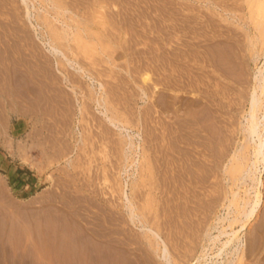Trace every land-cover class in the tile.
Here are the masks:
<instances>
[{"label": "rangeland", "instance_id": "374dc122", "mask_svg": "<svg viewBox=\"0 0 264 264\" xmlns=\"http://www.w3.org/2000/svg\"><path fill=\"white\" fill-rule=\"evenodd\" d=\"M26 1L31 20L26 17L23 0H0V264H111L110 258L117 254L114 264L119 258L121 264L126 260L135 264L144 258L151 264H163L145 239L139 219L129 220L126 196L135 202V207L140 206L136 213L161 234L173 259L180 262L182 244L193 249L199 243L200 233H194L196 226L225 216L222 194L229 193L231 181L223 168L230 165L231 153L237 155L247 145L242 129L243 116L249 110L246 93L263 60L256 65L250 56L247 34H254V24L246 1ZM55 5L61 10H56ZM47 19L55 28L69 25L64 29L69 32L70 41L56 43L72 64L50 53L48 40L52 34ZM78 33L84 39H77ZM232 50L241 55L236 56ZM226 52L232 57H226ZM214 56H221L220 63L215 62ZM76 65L82 66L87 75L93 74V81L82 77L74 69ZM236 67L240 73L234 71ZM230 72L233 74L229 78ZM173 75H178L180 86L187 79L189 88H173ZM145 76L149 81L143 84ZM98 83L104 86L111 114L123 123L126 133H119L117 126L121 123H107L96 110L93 97L99 91ZM218 85L226 88L219 89ZM229 86L233 90L227 89ZM206 88L216 96L213 106L208 107L211 111L206 109L203 97ZM176 96L200 99L203 106L199 107L205 105V111H199V107L192 110L194 114L200 112V116L207 114V123L204 124L203 116L201 124L204 130L196 134L198 138L192 137L198 146L194 142L191 146L181 143L178 154L170 148L172 112L177 107L172 100ZM219 101L225 108L218 107ZM129 140L131 146L126 145ZM187 172L189 175L185 176ZM202 176L207 181L200 184ZM256 176L264 182L262 165ZM121 185H125L124 194ZM238 187L234 191L242 198L253 199L255 183L250 178L245 177ZM260 191L263 204L257 220L241 234L251 245L257 234L261 233L264 240V188L260 187ZM211 199H217V204L209 203ZM199 200L207 202L203 209ZM215 205L217 208H210ZM79 235L85 238L80 239ZM107 252L114 253L106 258ZM119 255L126 256V260Z\"/></svg>", "mask_w": 264, "mask_h": 264}, {"label": "bare ground", "instance_id": "6f19581e", "mask_svg": "<svg viewBox=\"0 0 264 264\" xmlns=\"http://www.w3.org/2000/svg\"><path fill=\"white\" fill-rule=\"evenodd\" d=\"M24 1V4L26 5V12L25 14H27V18H29V20H31V11H30V7L27 3L26 0H23ZM246 1V4H247V8H248V12H249V18L251 20V22L254 24V34H252V36L250 34H247V39H248V49H249V52H250V56H251V59L253 60V62L257 65V61H260V60H263L262 65H259V67L257 66L256 68V71L252 77V79L250 80V83L248 84L250 87H249V92L246 93L247 96V100H248V103H249V110L246 114V116L244 115L243 117L245 118V124L244 127L242 128L243 129V134H244V142L247 143L246 146L243 147V149L240 151L238 148L237 150H239L240 152H238V154L234 155L231 153L232 156L228 157V158H232L231 162H230V165L228 167H224L223 165V171L225 172V174H227V177L229 178V180L231 181V186L229 188V193L225 192L223 193V199L225 201V203H221L222 204V209H225L227 212L225 214V216H216L213 220V222L209 223L208 221L206 222H203L202 220V223H199L196 227H197V232H194V233H200L198 234V239L199 243H195L194 246H193V249L187 245V244H182L184 245V252L181 254L182 256V259L180 262H177L176 260L173 259L172 257V253H170L169 251V248L167 246V241L162 239L161 237V234L158 232V231H155L153 229V227H150L148 226L146 222V220H142V217L140 214L136 213V207H140V206H134V203L132 202L131 199H129L126 195V201H127V204H126V208L128 210V217H129V220L130 221H134L135 219H139V223H141V229L143 231L146 232V236L145 239L148 240V244L151 248H153L157 253H158V257H160V259L162 260L163 264H261V262L264 263V255H263V248H264V240H263V237L259 234H257V236L255 237V240H252L254 242V245H251L250 244V241H248L247 239L246 240H243V237H241V234L242 232H245L247 231V229L250 227V225L252 224L253 221H255V219L257 218V215H258V212H259V209L262 207V204H263V198H262V192L260 191V187H263L264 188V182L262 181L261 178H259V176H256V173L259 172V168H260V165H262L264 167V0H245ZM238 5V4H237ZM235 6V5H234ZM238 7H241V6H238ZM55 8L56 10H61V6L59 5H55ZM228 8V7H227ZM235 8V7H234ZM237 8V6H236ZM235 8V9H236ZM234 9V11H235ZM241 9V8H240ZM226 10V8H225ZM230 10V8H229ZM237 10V9H236ZM242 10V9H241ZM67 10H63V12H65ZM232 11V9H231ZM230 11V12H231ZM59 12V11H58ZM242 12V11H241ZM241 15V14H240ZM240 15L238 16V19H240ZM233 18V17H232ZM52 19V18H51ZM50 19V20H51ZM242 19V18H241ZM48 20V19H47ZM48 20V26H50L51 28V34H52V37L48 40V47H49V50H50V53L53 55V56H56V57H59L61 56L62 58H64V60H66L68 63H73V61L69 60L66 56V54L63 52V50H61V48L57 45L56 43V40H61L62 41H66V42H69L70 39L68 38L69 36V32L66 31L65 29L66 28H69V25L66 24V26H64V28H55L54 27V23L52 24V20L50 21ZM250 22V21H249ZM56 25V24H55ZM236 25V24H235ZM57 26V25H56ZM80 31H85L84 29H79ZM230 30V29H229ZM234 30V29H233ZM232 31V30H231ZM231 31L229 32V34L231 33ZM235 32V31H233ZM228 33V32H227ZM248 33V32H247ZM50 34V33H49ZM236 35V33H234ZM233 34V35H234ZM241 35V34H240ZM246 34H244V37H245ZM227 36V35H226ZM228 37V36H227ZM77 39H84V36L82 34H79L78 33V37ZM86 39V37H85ZM233 39V38H231ZM44 40V39H43ZM102 40V39H101ZM229 40V39H228ZM72 41V40H71ZM242 41V40H241ZM58 42V41H57ZM228 41H226L227 43ZM230 42V41H229ZM234 45L236 46L235 42H233ZM67 44V43H66ZM81 44V43H80ZM64 45V44H63ZM85 46H87L86 44H84ZM65 46V45H64ZM232 46V45H231ZM73 48V47H72ZM75 49V48H74ZM236 50L238 48H235ZM241 49V48H240ZM228 50H229V47H228ZM227 51V50H226ZM233 51V50H232ZM232 51L230 52V54L232 53ZM239 51V50H238ZM234 54L235 51H233ZM232 53V54H233ZM242 53V52H241ZM225 54V53H224ZM228 52H226V57L230 54H228ZM244 54V53H243ZM175 55V54H174ZM238 55H241L239 53L236 54V56ZM179 56V55H178ZM177 56V57H178ZM221 56H223V58L221 59H224V55L222 54ZM220 56V57H221ZM232 57V55H230ZM235 56V55H234ZM174 57V56H173ZM176 57V56H175ZM207 57H208V54H207ZM211 57H213V55H211ZM220 57H217L214 56L213 59H215V62L216 60L218 61V58ZM231 57H228L229 59H231ZM108 58V57H107ZM235 58L237 57H233V60H235ZM240 58V57H239ZM244 58V57H243ZM242 56H241V59H243ZM206 59V58H205ZM209 59V57H208ZM212 59V58H210ZM212 59V60H213ZM175 60V58H174ZM178 60V59H176ZM228 60V59H226ZM237 61L240 59H236ZM244 60V59H243ZM242 60V61H243ZM65 61V62H66ZM173 61V60H172ZM211 61V60H210ZM231 62V60H229ZM220 63V61H218ZM223 62V60L221 61ZM236 62V61H234ZM173 63L175 64L176 66V63L175 61H173ZM178 63V62H177ZM211 63V62H210ZM209 63V64H210ZM213 63V62H212ZM217 63V62H216ZM225 63H227L225 61ZM238 63V62H237ZM214 64V63H213ZM224 64V62H223ZM240 64V62H239ZM239 64H237L239 66ZM243 64V63H242ZM211 65V64H210ZM217 65V64H216ZM214 65L217 68V66ZM226 65V64H225ZM224 65V67H225ZM228 65H230L228 63ZM77 66V65H76ZM174 66V65H173ZM178 66V65H177ZM212 66V65H211ZM213 66V67H214ZM220 66V65H219ZM234 66V65H233ZM232 66V68H234ZM227 67V65H226ZM231 67V66H230ZM242 67L241 68V72H242V69L244 70V65L243 66H240ZM244 67V68H243ZM74 68V67H73ZM178 68V67H177ZM228 68V67H227ZM238 67H236L235 70H237ZM77 72L81 73L82 77H86L88 78L89 82L90 81H93V77L92 75H87L86 74V70L83 69L82 66H77L76 68H74ZM215 69V70H216ZM220 69V68H219ZM218 69V70H219ZM222 69V68H221ZM220 69V70H221ZM225 69V68H223ZM229 69V68H228ZM177 70V69H174V71ZM238 70L240 71V68H238ZM236 71V72H239V71ZM75 71V72H76ZM233 71V69H232ZM233 71V72H234ZM90 72V71H89ZM220 72V71H219ZM223 72V70L221 71ZM229 72V71H228ZM233 72H230V77H232V74ZM224 73H227V72H224ZM240 73V72H239ZM244 73V72H243ZM246 73V71H245ZM176 74H179L178 72H176ZM227 74V75H229ZM225 77L226 75L223 74ZM238 75V74H237ZM241 75V74H240ZM244 75V74H242ZM94 76V75H93ZM178 76V75H177ZM176 75H173L172 78H171V84H173V88H179V89H182V90H186L188 85L189 84H186V80H183L181 83H182V86H180V80H178L179 77H177ZM209 76V75H208ZM207 76V77H208ZM185 77V76H184ZM211 77V76H210ZM220 77H222L220 75ZM238 77V76H237ZM236 77V78H237ZM188 78V76H187ZM224 78V77H223ZM234 78V77H233ZM236 78L234 80H236ZM64 79V78H63ZM69 79V78H68ZM98 79V78H97ZM210 80V78H208ZM225 79V78H224ZM232 80V79H230ZM233 80V81H234ZM238 80V79H237ZM149 81V77L148 76H145V77H142V83L145 84ZM186 81V82H185ZM190 81V79H189ZM192 81V80H191ZM190 81V84L191 85H194L192 84ZM219 81V80H218ZM242 81V80H241ZM241 81H238L237 84H239V82L241 83ZM184 82V83H183ZM236 82V81H235ZM194 83V82H193ZM221 83V82H220ZM244 83V82H243ZM242 83V84H243ZM245 83H247L245 81ZM93 84V82H92ZM91 84V86H93ZM219 84V82H218ZM223 84V83H222ZM196 85V84H195ZM207 85H209L207 83ZM220 85V84H219ZM218 85V86H219ZM225 85V83H224ZM224 85H221L219 86V89H223L222 86ZM227 86V84L225 85ZM224 86V87H225ZM104 86L102 85V83H98V88H99V91H96L95 93V97L94 98V103L95 105L97 106V109L98 110V113L103 117V119L107 122V123H110V124H113V125H116V124H119L121 123L120 125L121 126H117V129L119 130V133L122 135L124 132L126 133L127 132V129L126 127L123 125V123L115 116H113V114H111V110L110 108L107 106L108 105V102H107V98H106V93L105 91H103V88ZM195 87V86H193ZM210 88V85L207 86ZM90 88V87H89ZM189 88V87H188ZM192 88V87H191ZM226 88V87H225ZM224 88V89H225ZM236 88V87H235ZM242 88V87H241ZM93 89V88H91ZM207 89V90H206ZM205 90H203V94H205L203 97L205 98L206 100V109H209L210 106L209 105H212L213 106V101H215V94L211 91H208V88H206ZM227 89H232V87H227ZM226 89V90H227ZM72 92L76 95V92H75V89L72 87L71 88ZM233 90V89H232ZM235 90V89H234ZM243 90V89H242ZM245 91V90H244ZM224 94L226 91H222ZM222 92L220 91H216L215 93L217 94H223ZM228 92V90H227ZM230 92V91H229ZM246 92V91H245ZM233 94V93H232ZM236 95V94H235ZM243 96V95H242ZM91 97V96H90ZM92 98V99H93ZM196 98V97H195ZM192 99V98H189V99H181L180 97L178 98V96L174 97L173 100H172V103L174 106H177L173 112H172V116H173V125H172V131L170 133V135L172 136V138L170 139V136H169V139L172 140L170 141L171 144H172V147L170 146V148H173V151L176 152V154L180 153L181 150H180V147H179V144L183 143L184 145H190L191 144L193 145V142H194V145H197L199 143H196L195 139L194 141L192 140V137H194L193 135H195L197 137V135H199L198 132L200 131H203V127L201 124H202V121L205 120L207 118V114L205 115V113L203 112V115L201 113V116H200V112H198V110H202L203 108L199 107V105H202L201 103L203 102H200V99ZM203 98V99H204ZM245 98V99H246ZM91 99V98H90ZM237 99V98H236ZM35 100V99H34ZM36 103V101H35ZM34 103V105H35ZM218 105V107H220L221 109L225 108V104L222 102V101H219L218 103H216ZM235 104V103H234ZM243 104V102H242ZM32 105V104H31ZM208 105V106H207ZM203 106V105H202ZM216 106V105H215ZM228 106V105H227ZM234 106V105H233ZM232 106V107H233ZM236 106V105H235ZM196 107H199L198 110H196L197 108ZM209 107V108H208ZM229 107V106H228ZM193 108H196L195 110L199 113V115L197 116L198 113L194 114V109ZM201 108V109H200ZM243 108V106H242ZM193 109V110H192ZM180 110H183L181 112H183V115L180 116L179 112ZM204 110V109H203ZM210 110V109H209ZM205 111V110H204ZM208 112V110H206ZM211 111V110H210ZM193 112V115H191ZM220 112V111H219ZM222 112V111H221ZM227 114V113H226ZM203 116H206L204 117L205 119H203ZM212 117V116H211ZM235 118V117H234ZM207 119L203 122H205L204 124H206L207 122ZM235 127V126H234ZM209 129V128H208ZM241 129V130H242ZM207 130V129H206ZM198 133V134H197ZM209 133V132H208ZM219 133V132H217ZM197 134V135H196ZM211 135V134H210ZM234 135V133L232 134ZM202 136V135H201ZM205 136V135H204ZM213 136V135H212ZM217 136V134H216ZM222 136V135H221ZM125 137V136H123ZM195 137V138H196ZM219 137V136H218ZM229 137V136H228ZM127 138H130L127 137ZM198 138V137H197ZM201 138V137H199ZM212 138V137H211ZM227 138V137H226ZM204 139V138H203ZM213 139V138H212ZM216 139V138H215ZM201 140V139H200ZM205 142H206V139H204ZM210 140V139H209ZM218 140V139H217ZM226 140V139H225ZM224 140V141H225ZM212 141V140H211ZM220 141V140H219ZM229 142V141H227ZM234 142V141H233ZM196 143V144H195ZM202 143V142H201ZM213 143V142H212ZM215 143V142H214ZM219 143V142H218ZM243 143V142H242ZM208 144V143H207ZM240 144V143H239ZM244 144V143H243ZM126 145H129L131 146L132 145V142L131 140H129V142L126 143ZM245 145V144H244ZM198 146V145H197ZM212 146V145H211ZM227 146V145H226ZM186 147V146H185ZM204 147V146H203ZM220 148V147H219ZM240 148V147H239ZM172 150V149H171ZM184 150H187L184 148ZM218 150V149H217ZM220 150V149H219ZM218 150V151H219ZM225 150V149H224ZM228 150V149H227ZM247 150V153L248 155H246L247 153H245V151ZM124 151V150H123ZM172 151V152H173ZM229 151V150H228ZM232 151V150H231ZM185 152V151H184ZM208 152V151H207ZM174 153V152H173ZM183 153V152H182ZM188 153V152H187ZM187 153H184L187 154ZM214 153V152H212ZM217 153V152H216ZM222 153V152H221ZM237 153V152H236ZM169 154V153H168ZM175 154V155H176ZM219 155V153H217ZM223 154V153H222ZM173 155V154H172ZM226 154H224L225 156ZM229 155V154H228ZM251 156V157H248V156ZM183 155H181L182 157ZM187 156V155H186ZM217 157V155H215ZM223 156V155H222ZM227 156V155H226ZM173 157V156H171ZM170 157V158H171ZM178 158V159H181ZM124 158L128 159V155H127V152L124 151ZM174 158L177 159V157L175 156ZM186 158V157H185ZM215 158V157H214ZM220 158H221V155H220ZM184 158H182L181 160H183ZM190 159V158H189ZM216 159H219V158H216ZM184 160H188L187 158L184 159ZM222 160V159H221ZM228 160V159H227ZM189 161V160H188ZM191 161V160H190ZM189 161V162H190ZM229 161V160H228ZM135 162V159L132 160V164ZM173 162L177 163V160H173ZM182 161H180V164H181ZM192 162V161H191ZM213 162V161H212ZM216 162V161H215ZM220 162V161H219ZM224 162V161H223ZM227 162V161H226ZM150 163V162H149ZM184 163V162H183ZM182 163V164H183ZM186 163V162H185ZM196 163V162H194ZM194 163L192 165H194ZM218 164V163H217ZM222 164V163H221ZM131 165V164H130ZM150 165V164H149ZM173 165V164H172ZM179 165V164H178ZM200 165V164H199ZM199 165L197 167H199ZM183 167L185 165H182ZM186 166H190V165H187ZM219 166V165H218ZM31 167V166H30ZM155 167V166H154ZM178 167V166H177ZM192 167V166H191ZM196 167V165H195ZM194 167V168H195ZM215 167V166H213ZM221 167V166H220ZM158 168V167H157ZM180 168V167H179ZM188 168V167H187ZM186 168V170H187ZM202 168V166L200 167ZM143 169V168H142ZM150 170V166L148 168ZM185 169V168H184ZM189 169V168H188ZM179 170V169H178ZM184 170V172L186 171ZM221 169H219L220 171ZM138 171V170H136ZM181 171V170H180ZM180 171H176L179 172ZM188 171V170H187ZM191 171V169L189 170ZM193 171V170H192ZM216 171V170H215ZM218 171V170H217ZM183 172V170H182ZM205 172V171H204ZM209 172V171H208ZM147 173V172H146ZM186 173V172H185ZM189 172H187L186 175H189L188 174ZM191 173V172H190ZM193 173V172H192ZM192 173L190 175H192ZM218 173V172H216ZM177 173H175L174 175L176 176ZM177 174V175H178ZM180 175V174H179ZM178 175V176H179ZM196 175V174H195ZM207 175V174H205ZM177 176V177H178ZM199 176V174H198ZM196 176V177H198ZM189 177V176H188ZM192 177V176H191ZM194 176V178H196ZM200 177V176H199ZM209 177V176H208ZM217 177V176H216ZM225 177V176H224ZM245 177H248L250 178V180L255 183V195L253 197L252 200H249L246 199V198H242L239 193L237 191H234V188H239V183L245 179ZM182 178V177H181ZM190 178V177H189ZM188 179V178H186ZM198 179V178H196ZM207 178L203 177L202 176V179L199 180L200 184L201 183H205V180ZM173 180H177V179H173ZM182 180V179H180ZM174 181V182H175ZM207 181V180H206ZM228 181V180H227ZM198 183V182H197ZM207 183V182H206ZM221 184V183H220ZM203 185V184H202ZM125 186V185H124ZM124 186L121 185V192L122 194H124ZM217 186V185H216ZM241 186V184H240ZM253 188V187H252ZM254 189V188H253ZM216 190V189H215ZM221 190V189H220ZM240 190V189H239ZM248 191V189L246 188L245 189V194L246 192ZM253 191V190H252ZM218 192V191H217ZM219 193V192H218ZM216 194V193H215ZM217 195V194H216ZM215 195V196H216ZM190 196V194H189ZM191 196H194V195H191ZM218 197V196H216ZM185 198V197H184ZM187 198V197H186ZM190 198V197H189ZM193 198V197H192ZM195 198V196H194ZM193 198V199H194ZM197 199V198H196ZM220 200H222L220 198ZM188 201V200H187ZM209 203H213V204H217V199H211V200H208ZM195 203V202H194ZM197 204V203H196ZM219 204V203H218ZM198 205L201 209L204 208L205 205H207V202L204 201V202H198ZM217 205L215 206H211L210 208L213 207V209L216 207ZM198 207V206H197ZM217 208V207H216ZM139 209V208H138ZM148 209V208H147ZM197 209V208H196ZM206 211V209H205ZM147 213V212H146ZM149 214V213H148ZM208 218V217H207ZM199 219V218H198ZM257 220V219H256ZM148 221V220H147ZM193 221V220H192ZM193 223V222H191ZM198 223V221H197ZM154 224V223H153ZM190 224V223H189ZM194 224V223H193ZM184 225V224H183ZM186 225V224H185ZM196 225V224H195ZM105 226V225H103ZM154 226V225H153ZM189 227V226H188ZM195 227V228H196ZM98 228V227H97ZM183 228V227H182ZM187 228V227H186ZM191 225H190V227ZM103 229V228H102ZM188 229V228H187ZM97 230V229H96ZM141 230V231H142ZM190 230V229H189ZM191 231V230H190ZM196 231V230H195ZM199 231V232H198ZM98 232V230H97ZM101 232V231H100ZM105 232V231H103ZM193 232V231H192ZM191 232V233H192ZM193 233V234H194ZM147 234L151 235L152 238H153V241H151L148 237H147ZM185 234V233H184ZM148 235V236H149ZM244 235V234H243ZM80 236V235H79ZM97 236V235H96ZM187 237H190L189 234L186 235ZM90 237V236H89ZM95 237V236H94ZM77 238V237H75ZM81 238H85V236L83 237L82 235L80 236V239ZM78 239V240H80ZM100 239V238H98ZM195 239L193 241H195ZM74 240V239H73ZM84 240V239H83ZM88 240V238H87ZM86 240V241H87ZM94 240V239H93ZM92 240V241H93ZM101 240V239H100ZM103 240V239H102ZM101 240V241H102ZM76 241V240H74ZM81 241V240H80ZM79 241V242H80ZM97 241V240H96ZM99 241V240H98ZM166 241V242H165ZM251 241V242H252ZM83 242V241H81ZM80 242V243H81ZM95 242V241H94ZM104 242V241H103ZM115 242V241H114ZM119 242V241H118ZM121 242V241H120ZM196 242V241H195ZM101 243V242H100ZM107 243V241H106ZM112 243V242H110ZM126 243V242H124ZM77 245V244H75ZM74 245V246H75ZM85 244H83L84 246ZM123 245V244H122ZM73 246V248H74ZM81 246V245H80ZM108 246V245H107ZM95 247V246H94ZM99 247V246H98ZM125 247V246H124ZM80 248V247H79ZM106 248V247H105ZM98 249V248H97ZM101 249V248H99ZM112 249V248H111ZM120 249V248H119ZM118 249V250H119ZM124 249V248H123ZM147 249V248H146ZM72 250V249H71ZM83 250V249H82ZM87 251V249H85ZM89 250V249H88ZM91 250V249H90ZM110 250V249H109ZM152 250V249H151ZM75 251V250H74ZM79 251V250H77ZM99 251V250H98ZM111 251V250H110ZM116 251V250H115ZM123 251V250H122ZM121 251V252H122ZM136 251V250H135ZM181 251V250H180ZM194 251V252H193ZM76 252V251H75ZM90 252V251H89ZM126 252V251H125ZM71 253V252H70ZM93 253V252H92ZM97 253V252H96ZM103 252H101L102 254ZM114 253V252H113ZM111 253V254H113ZM123 253V252H122ZM127 253V252H126ZM180 253V252H179ZM73 254V253H72ZM71 254V255H72ZM82 254V253H81ZM80 254V255H81ZM87 256L88 253H86ZM111 254H103L104 256H109L111 257L112 255ZM62 255V254H61ZM75 255V254H74ZM85 255V254H84ZM91 255V253H90ZM98 255V254H97ZM118 255V254H117ZM116 255V257L113 258L116 259L118 256ZM126 255V254H125ZM263 256L262 258H259V256ZM85 256V257H87ZM92 256V255H91ZM89 257V261H90V258L92 257ZM121 256V255H119ZM123 256V254H122ZM121 256V257H122ZM135 256V255H134ZM144 256V255H143ZM62 257V256H61ZM96 256H94V259L96 260L95 258ZM102 258V256H100ZM100 257L98 259H100ZM108 257V259H109ZM126 257V256H125ZM125 257H122L125 259ZM147 257V256H146ZM157 257V258H158ZM74 258V257H73ZM81 258H84V257H81ZM113 258H110L111 260H114ZM142 258V257H141ZM144 258V257H143ZM149 258V257H148ZM66 259V258H65ZM93 259V258H92ZM109 259V260H110ZM128 259V258H127ZM145 259V258H144ZM141 260V259H137L138 263H135V264H151L149 261H144ZM94 260V262H96ZM110 262H115L116 260L114 261H111ZM119 262L118 264L120 263V258L118 259ZM126 260V259H125ZM180 260V259H179ZM178 260V261H179ZM79 261V260H78ZM104 261V259H103ZM106 261V260H105ZM127 261V260H126ZM125 261V262H126ZM132 261V260H131ZM71 262H73L71 260ZM77 262V261H76ZM92 262V261H90ZM122 262V261H121ZM124 262V261H123ZM125 262L123 264H125ZM130 262V261H128ZM135 262V261H133ZM132 262V263H133ZM61 263V262H60ZM65 263V261H64ZM74 263V262H73ZM79 263V262H78ZM83 263V261H82ZM108 263V262H107ZM111 263V264H112ZM127 263V262H126ZM131 263V262H130ZM63 264V263H62ZM70 264V263H69ZM76 264V263H75ZM92 264V263H91ZM95 264V263H94ZM114 264V263H113ZM116 264V263H115ZM121 264V263H120ZM128 264V263H127Z\"/></svg>", "mask_w": 264, "mask_h": 264}]
</instances>
